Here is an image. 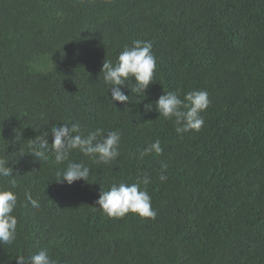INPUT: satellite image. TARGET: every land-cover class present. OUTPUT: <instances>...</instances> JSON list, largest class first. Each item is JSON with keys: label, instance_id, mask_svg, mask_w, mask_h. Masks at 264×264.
<instances>
[{"label": "trees", "instance_id": "1", "mask_svg": "<svg viewBox=\"0 0 264 264\" xmlns=\"http://www.w3.org/2000/svg\"><path fill=\"white\" fill-rule=\"evenodd\" d=\"M133 40L151 43L154 81L145 97L126 85L129 103L112 101L103 62ZM195 90L211 102L204 125L177 134L155 101ZM61 124L100 129L98 140L117 131L119 157L74 150L89 181L57 183L69 161L56 162L50 129ZM41 134L38 160L29 144ZM157 139L162 153L142 155ZM0 158L27 205L0 264L40 248L56 264H264V0H0ZM145 175L155 218L108 217L96 204Z\"/></svg>", "mask_w": 264, "mask_h": 264}, {"label": "clouds", "instance_id": "2", "mask_svg": "<svg viewBox=\"0 0 264 264\" xmlns=\"http://www.w3.org/2000/svg\"><path fill=\"white\" fill-rule=\"evenodd\" d=\"M152 45L148 41L133 40L132 45L124 46L115 63L111 60L103 62L101 73L105 85L109 86L112 101L129 103V95L123 88L128 86L133 94L145 97L149 85L154 81L156 60L152 53ZM135 83L129 84V81ZM208 93L203 90H195L184 94L180 98L178 91H168L160 95L155 101L156 110L159 116L166 120L175 121V131L182 134L189 130L200 131L204 125L203 112L210 105ZM148 110L152 109L151 103L145 105ZM52 151L55 152V160L58 164L66 161L67 166L57 170L55 181L71 185L78 180L89 181L90 169L82 163L70 162V155L78 150L88 156L96 163L110 164L120 155V135L117 131H109L106 136L98 140L101 130L89 131L87 135L80 133L77 124H61L52 126ZM47 134H41L29 144L31 155L40 160L46 158L48 152ZM22 132H16V141L22 140ZM163 151L159 139L149 144L142 155ZM8 161L0 158V245L14 246L17 241L18 219L14 215L18 204L26 207L19 201L18 194L13 191L17 187V180L13 176V168L7 166ZM161 181L167 179L165 175L160 176ZM150 178L145 175L141 181L132 184L113 183L109 190H101L96 204L108 216L122 218L129 212L137 214L141 218H155L156 211L151 205V197L147 191ZM141 184L144 186L141 187ZM24 200L34 208H39L38 200L33 199L31 192L24 194ZM16 264H56L46 248H40L27 255L19 254L16 257Z\"/></svg>", "mask_w": 264, "mask_h": 264}]
</instances>
